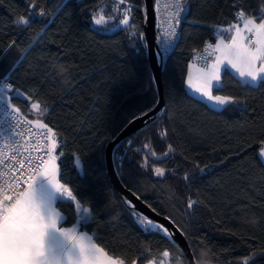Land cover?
<instances>
[{
  "label": "trees",
  "instance_id": "obj_1",
  "mask_svg": "<svg viewBox=\"0 0 264 264\" xmlns=\"http://www.w3.org/2000/svg\"><path fill=\"white\" fill-rule=\"evenodd\" d=\"M124 4L129 24L117 26L123 4L116 0H0V76L19 90L10 93L17 108L50 126L59 141V178L76 197L56 205L63 226L77 224L124 264H188L176 242L141 227L106 169L107 143L158 101L144 0ZM185 5L178 40L160 64L164 106L113 147V165L124 187L174 222L196 264H264V83L246 86L223 70L222 90L213 94L236 102L218 110L184 86L187 65L208 61L200 58L203 47L229 39L241 9L259 16L264 0ZM101 14L106 23L97 25L93 15ZM20 17L29 25L17 26ZM75 203L88 209L87 221Z\"/></svg>",
  "mask_w": 264,
  "mask_h": 264
},
{
  "label": "snow or ice",
  "instance_id": "obj_2",
  "mask_svg": "<svg viewBox=\"0 0 264 264\" xmlns=\"http://www.w3.org/2000/svg\"><path fill=\"white\" fill-rule=\"evenodd\" d=\"M124 4L125 0H119ZM186 0H169L165 5L166 8H173L170 12V19L174 24L169 22L168 29L165 31V37H174L176 35V25L180 23V15L185 10L184 3ZM131 7L125 9L122 24H129V14ZM43 15V12L39 13ZM237 18L243 23V30L249 36L242 35L240 24L232 25L235 29V35L231 37V43L225 44L221 37L215 45V51L220 52L216 56L215 62L210 68L201 70L197 83L193 85L192 76L189 74V89H194L202 99L213 103L219 107L235 103L233 97L213 95V92L221 91V71L234 70L240 82L246 86H254L264 83V6L261 8L259 16L246 17L243 9L237 12ZM259 21V22H258ZM93 22L97 25L106 23L104 15L97 18L93 15ZM17 26H28L30 21L20 17L14 21ZM247 40V43L241 41ZM15 42H13L14 45ZM10 45L9 47H12ZM171 45L170 39L163 40L161 52L157 53L161 59L163 54L167 53ZM209 48L212 46L209 45ZM19 90L15 89L9 82V76L0 79V104L4 105L3 113L6 118L17 120L20 109L11 105L12 97L10 93ZM33 109H39L38 103L31 105ZM11 109V110H9ZM44 112L47 109H43ZM148 116V112L141 114ZM30 124H39L40 128L45 131L47 138L46 149H36L43 151L44 155L36 157L38 164L33 166V161L29 158L26 163L33 172L22 180L25 173L21 172L16 175L17 166L24 168L25 161L18 160L15 155L11 160L16 163L8 171H0V264H124V260L110 255L104 248L99 247L94 242V237L86 232H78L74 225L72 228L60 226L63 216L57 210V203L67 198L75 201L70 188L61 182L59 173L58 159L63 152H57L59 141L55 139V133L43 121H29ZM166 134V133H165ZM171 148V146H170ZM260 155L264 157V147ZM0 160V164H4ZM74 169L82 170L83 162L74 156ZM155 174L163 176L164 169L156 168ZM10 177L11 179H4ZM187 175L185 179H187ZM139 199V197H137ZM129 207L133 209V215L136 216L137 222L149 233H159L166 237L170 243L175 245V231L170 230L167 226L159 221L153 220L144 213H138L135 205L127 201ZM196 202L189 200L188 209H192ZM152 212L155 209L147 205ZM79 213V220L87 221L90 213L87 208H83L79 203L76 204ZM169 223H173L169 217H165ZM178 230V229H177ZM183 234V233H181ZM178 247V245H176ZM183 251V250H181ZM163 257H169L166 250ZM194 256V254H193ZM133 264H136L133 261Z\"/></svg>",
  "mask_w": 264,
  "mask_h": 264
},
{
  "label": "built area",
  "instance_id": "obj_3",
  "mask_svg": "<svg viewBox=\"0 0 264 264\" xmlns=\"http://www.w3.org/2000/svg\"><path fill=\"white\" fill-rule=\"evenodd\" d=\"M152 1H153V11H154L156 55L157 53L161 52V44L163 40L165 39L171 40V45L168 47L167 53L163 54V59H161L160 56L157 55L159 64H162L178 40L179 30H178V25H176L175 26L176 35L174 37L164 36L165 31L168 29V23L171 22L174 24V21L170 19V15H169L171 11H174V9L165 7V5L169 3V0H152ZM208 46L209 45L206 44L203 47L200 55V58L204 63H206L209 56ZM3 77L4 76H0V79H2ZM20 95L21 94L17 95L16 92L12 93V96H20ZM10 103L12 106L17 108V106L13 103L12 99ZM3 108L4 105L0 104V160H3L5 162L4 164H0V171H8L10 168H12V166L16 162L11 160V156L15 155L18 160L25 161L24 168L20 169L17 166V171H16L17 176H19L21 172L25 173L24 177H22L23 180L26 179L27 175L33 174V172L29 169V166L26 163V161H28L29 158H31L34 166L35 164L39 163L36 157L44 155L43 151H37L36 149L47 148L48 141L44 134L46 130H42L38 123L30 124L29 121H40V120L31 119L27 117L25 114H23L21 111L18 115V119L15 121L10 118H6L3 113ZM4 179H11V178L5 177ZM165 258L168 259V257Z\"/></svg>",
  "mask_w": 264,
  "mask_h": 264
},
{
  "label": "water",
  "instance_id": "obj_4",
  "mask_svg": "<svg viewBox=\"0 0 264 264\" xmlns=\"http://www.w3.org/2000/svg\"><path fill=\"white\" fill-rule=\"evenodd\" d=\"M144 6H145L144 35H145L146 46H147V57H148L152 75L155 81V85H156V89L158 93V101L152 109L147 111L148 116H143L142 118H138V117H141L140 115L132 119L113 139H111L107 143L105 147V151H104L106 169H107L110 181L113 187L116 189V191L119 192L123 197H125L127 201H131L132 204L135 205V210L137 212L144 213L145 215L149 216L153 220L159 221L160 223L164 224L170 230H174L175 231L174 240L176 244L179 246V248L183 250L182 253L187 258L188 264H196L194 262L190 248L185 240V237L183 236V234H181V231L173 223H169V220H166L165 216L152 212L151 209L140 198L137 199L138 197L137 195H135L133 192H131L129 189L123 186V184L120 182L117 176V173L115 171L113 161H112L113 147L124 137L128 136L132 132L142 127L144 122L148 118L156 114L164 106L163 86H162V81H161V66L158 63V60L156 57V48H155L153 1L144 0ZM184 9L185 11H187L188 6L185 5ZM74 156L77 157V155H74ZM73 163H74V160H73ZM79 173H82V171L79 170Z\"/></svg>",
  "mask_w": 264,
  "mask_h": 264
},
{
  "label": "crops",
  "instance_id": "obj_5",
  "mask_svg": "<svg viewBox=\"0 0 264 264\" xmlns=\"http://www.w3.org/2000/svg\"><path fill=\"white\" fill-rule=\"evenodd\" d=\"M240 27H241V30H242V35H244L245 37H248L249 36V34L246 32V31H244L243 30V23H241V25H240ZM233 35H235V29H233V31H232V34H231V37L233 36ZM231 37L229 38V39H227V40H225V39H223L224 40V43L225 44H229V43H231ZM221 37H218L216 40H215V42L213 43V44H210L212 47L211 48H209L208 47V49H209V56H208V61H207V63L205 64V65H202V64H200L199 62H197V61H193V62H190L188 65H187V70H186V75H185V80H184V86H185V89H186V91L188 92V94H190L191 96H193V97H195V98H197V99H199V100H201V101H203V102H205L209 107H211V108H213V109H221V108H223V107H219V106H217V105H215V104H213V103H210V102H208L206 99H202L201 98V96L198 94V93H196L195 91H194V89H189V86H188V78H189V74H191V76H192V81H193V85H195L196 83H197V80H198V77L201 75V70L202 69H205V68H210L211 67V65L215 62V59H216V56H218V55H220V52H217V51H215L214 49H215V45H216V43L218 42V40L220 39ZM242 43H247V40H243V41H241ZM228 71H230L236 78H238L239 80H240V78L238 77V74H236L235 72H234V70H228ZM222 72H223V70L221 71V73H220V75L222 74ZM213 95H215V94H213ZM220 96H223V95H220ZM226 97H229V96H226ZM261 153V150L259 151V154ZM261 156V155H260ZM261 158H262V160H263V162H264V158L261 156ZM64 200H68L67 198H65ZM75 207H76V203H75ZM57 210L58 211H60L58 208H57ZM61 212V211H60ZM78 212V211H77ZM79 214V213H78ZM61 215L63 216V220L61 221V224H60V226H62V227H66V228H72L74 225L77 227V229H78V232H80V231H82V232H86V233H88V234H90V235H92L91 233H89V232H87V231H85V230H80L79 229V226L77 225V224H74V225H71V226H63L62 225V222L64 221V219H65V215L61 212ZM94 242H95V240H94ZM96 243V242H95ZM97 244V243H96ZM98 245V244H97ZM99 246V245H98ZM100 247V246H99Z\"/></svg>",
  "mask_w": 264,
  "mask_h": 264
},
{
  "label": "rangeland",
  "instance_id": "obj_6",
  "mask_svg": "<svg viewBox=\"0 0 264 264\" xmlns=\"http://www.w3.org/2000/svg\"><path fill=\"white\" fill-rule=\"evenodd\" d=\"M117 2H119V0H116ZM120 3V2H119ZM129 5L128 4H123V10H122V18L118 21V25L117 26H123L125 24H122L121 21L123 19L124 13H125V9L128 8ZM129 14V13H128ZM157 57V55H156ZM158 60V59H157ZM159 63V62H158ZM160 65V64H159ZM264 158V157H263Z\"/></svg>",
  "mask_w": 264,
  "mask_h": 264
}]
</instances>
